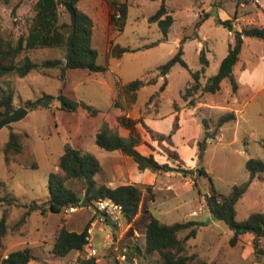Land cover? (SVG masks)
<instances>
[{
	"label": "rangeland",
	"instance_id": "obj_1",
	"mask_svg": "<svg viewBox=\"0 0 264 264\" xmlns=\"http://www.w3.org/2000/svg\"><path fill=\"white\" fill-rule=\"evenodd\" d=\"M35 1L0 2V34L14 40L25 34L34 13ZM126 2L127 17L122 30L109 22V7L105 0H78L76 3L80 10L94 19L92 45L98 51L97 63L108 67L105 72L66 69L64 84L56 77L35 71L23 77L10 74L0 78V90L12 91L15 108L24 107L27 100H35L44 93L55 96L50 108L28 110L20 120L0 128V196L11 194L15 198L12 204L0 202V219L5 214L7 223L6 233L0 237V259L10 251L29 248L37 259L36 264H81V260H85L86 245L82 251L74 250L66 257L52 255L51 245L62 225L68 230L80 231L86 223L97 218L96 201L93 206H80L74 211L69 208L59 213L33 210L23 221L20 219L30 202L39 204L47 200L48 177L52 172H61L58 159L65 142L81 146L82 150L87 151L86 148L92 145L91 133L100 129L104 121H108L120 134L126 132L116 125L115 118L119 114H127L141 120L137 128L150 145L141 146L142 150L153 151L150 154L174 165L166 158V151L175 149L179 156L177 163L182 168L194 169L198 164L211 179L197 172H157L160 176L154 184L139 185L143 188V196L133 222H126L121 213L115 212L110 221L98 220L108 230L104 245L95 248V262L157 264L159 255L144 251L145 224L153 215L167 224L183 220L204 223L197 228L195 236L187 240V246L185 243L186 254L191 252L192 247L208 263L262 264L260 256L254 252L250 233L242 235L234 246L230 245L232 230L210 215L204 194L210 193L211 187L228 194L234 184L248 180L249 173L245 168L247 159L264 161V149L261 146L264 140L263 41L244 37L239 58L233 67L236 81L241 66L245 64L251 67L253 72L245 76L244 83L240 81L248 85L240 84L233 91L229 79L225 78L220 83L219 91L197 92L193 105L181 98V93L192 82L191 73L201 69V50L208 61L200 73L199 81L204 84L217 72L229 44L233 42V30L228 31L217 23L211 13L213 6L217 7V12L225 10L234 30H239L250 25L258 3L255 0H166L173 23L166 38H163L157 23L148 21L149 15L159 7V0ZM59 11L60 22H69V14L63 5L59 6ZM116 45L126 47L129 51L119 58L113 57L110 52ZM179 46L187 67L174 64L165 77V88L160 90L164 77L157 76V68L169 60ZM63 52L62 47H55L30 51L28 54L41 60L62 57ZM154 77L155 83L146 84L138 90L134 104H129L119 94V87L124 83L136 78L148 80ZM61 88L64 95L97 108L99 114L92 117L82 108L75 112L55 109L54 104L59 102L57 96ZM234 110L236 119L225 123L213 135L217 118ZM203 120H206L209 126L206 130L211 135L198 160L197 142L205 135ZM10 132L24 134V147L10 162H6L3 146ZM169 134L171 136L168 138ZM93 146L101 153L108 152L94 141ZM94 178L97 183H104L102 167ZM67 184L83 193L80 181L69 180ZM145 186H150L151 190L145 189ZM186 186H190L189 191L182 193ZM235 210L237 220H243L253 212L264 213V172L250 183L236 202ZM187 231L178 232V237L183 238ZM259 245L264 249V240H260ZM122 254L126 255L124 260L120 257Z\"/></svg>",
	"mask_w": 264,
	"mask_h": 264
},
{
	"label": "trees",
	"instance_id": "obj_2",
	"mask_svg": "<svg viewBox=\"0 0 264 264\" xmlns=\"http://www.w3.org/2000/svg\"><path fill=\"white\" fill-rule=\"evenodd\" d=\"M67 0H36L34 3V13L27 26V32L21 34L16 40L10 36L0 34V78L4 75L14 74L23 77L29 72L35 71L40 74L56 77L65 83L66 69H86L90 72H105L108 67L97 63L98 51L92 45L93 20L92 18L80 10L76 3L78 0H71L75 9L76 21L75 28L69 22H60L59 6L65 4ZM109 7V22L113 23L118 30H122L127 17L126 0H105ZM160 5L154 13L149 15L148 21L157 23L162 32L163 38L173 23V17L167 8L166 0H159ZM2 3H8L9 0H0ZM65 8V7H64ZM235 16H233L234 18ZM236 18V17H235ZM217 23L228 29L233 30L231 19H217ZM233 42L229 44L226 55L222 58L217 72L210 76L204 84H201L200 73L204 71L208 61L203 50L200 52L201 69L192 72V82L187 86L181 98L194 104V95L197 92L215 93L220 90V83L223 79L228 78L232 90L236 91L238 83L233 75V67L239 58L244 37H255L263 41L264 45V26L250 24L233 30ZM60 48L64 52L62 57L45 58L37 60L28 54L41 48ZM129 51L126 47L113 46L111 48V56L121 57L124 52ZM264 51V50H263ZM179 63L186 66L182 59V48L178 47L177 52L165 63L160 65L157 70V76L164 77V81L160 87L163 90L166 85V75L170 68ZM57 69L58 73H53ZM156 78L143 80L140 78L133 79L127 83L120 85L119 94H122L129 104H134L137 99L138 90L146 85L155 83ZM55 96L44 93L35 100H27L24 107L28 110L37 108H50ZM59 108L68 112H75L82 108L90 116L95 117L99 114V110L83 101L64 95L62 88L57 96ZM116 101V106H118ZM15 108L13 104V93L11 90H0V117L6 113L12 112ZM234 111H228L220 115L215 123L213 135L217 134V130L225 123L235 120ZM141 120L133 118L127 114H119L115 118L118 127L127 130V136L121 135L117 130L110 126L108 121H104L103 125L98 129L95 135V143L102 149L107 151L119 150L121 153L129 156L137 165L139 170L149 169L152 172H168L176 171L182 174L191 173L209 174L202 166L194 169H185L177 163L179 156L174 150H168L167 159L172 161L174 165L168 162H158L152 154H142L137 146L142 142V136L137 128V124ZM205 135L202 140L197 142V158L202 157L206 148L208 137L211 135L206 120ZM171 134V133H170ZM167 135L169 138L171 135ZM161 137H166L160 134ZM23 133L10 132L6 143L3 146V154L6 162L20 153L24 147L22 138ZM264 149V140L261 141ZM58 167L60 173L52 172L48 177V196L47 200L42 203L32 201L28 204L26 211L21 217V221L33 210H39L41 213L50 211L59 213L69 206L80 207L92 205L95 201L101 199H110L121 206V216L123 219L131 223L134 221L142 201L143 188L135 183L120 184L111 187L105 183H97L94 176L101 171V164L97 157L89 151L82 150L73 146L69 142L63 145V152L58 159ZM245 168L249 173L248 180L234 184L228 194H222L211 187V192L204 194L205 204L210 215L219 221H222L232 230L233 235L229 239L230 245L234 246L241 240V236L250 233L252 235V244L255 254L259 255L264 264V249L259 245L260 240H264V213L253 212L243 220L236 219V202L243 196L250 183L254 178H260L264 172V161L258 158H249L245 162ZM69 180H78L83 185V193L81 194L73 187L67 184ZM145 189L151 190L150 186ZM15 198L10 196H0V202L12 204ZM204 223L197 220H183L174 223H164L158 218L150 215L145 224L144 231V251L145 253L156 252L159 255L157 264H215L208 263L204 260H198L195 253H185V243L195 236L197 228ZM90 222L86 223L80 231L68 230L65 226H61L55 236L51 252L58 257H63L71 251H82L89 242ZM188 229L183 238L178 237V232ZM7 231V223L5 214L0 219V237ZM34 259L29 248L16 249L10 251L5 257L0 259V264H27ZM89 258L81 260V264H98Z\"/></svg>",
	"mask_w": 264,
	"mask_h": 264
},
{
	"label": "crops",
	"instance_id": "obj_3",
	"mask_svg": "<svg viewBox=\"0 0 264 264\" xmlns=\"http://www.w3.org/2000/svg\"><path fill=\"white\" fill-rule=\"evenodd\" d=\"M255 2L258 3V6H257L256 11L253 12L252 19H251V21H249V24H256V25L264 26V0H255ZM86 14H88V13H86ZM218 16L222 20L228 19L227 18L228 15H227V12L225 10H223V12L219 11ZM236 20L238 23L239 18H237ZM93 21H94V19H93ZM233 30H234V27H233ZM41 49H45V48H41ZM37 50H40V49H37ZM239 69H240V71H239V74L237 75L238 76L237 77L238 88L240 87V84H241L240 81H242L244 83L245 82L244 81L245 76L249 75L253 72V70H251V67L246 66L245 64L243 66H241ZM53 73L57 74L58 70L54 69ZM241 85L242 86L248 85V83L241 84ZM54 108L57 110H61L59 108V102H56L54 104ZM234 113L236 115L235 110H234ZM123 129L126 132H123L121 135L127 136V130L125 128H123ZM97 131H98V129H95L93 131V133H91L92 145H91V147L86 148V150L91 152L92 154H94L95 157H97V159L99 160L101 167L103 169V177H104L103 179H104L105 184H107L111 187H115L117 185L126 184V183H135L138 185L154 184L155 183V181L157 180V177L160 176L159 173L152 172L149 169L139 170L137 168L136 163L129 156L121 153L119 150H113L110 152L108 151L107 153H101V151L99 149L95 148L93 146V141L95 142V135H96ZM139 132H140V130H139ZM140 134L142 136V142L137 146V149L142 154L152 153L153 151L146 152V151L142 150L141 146H149L150 147V145L148 144L149 142L146 140L145 136L141 132H140ZM73 146L79 147L82 149L81 146H77V145H73ZM99 153L101 155H98ZM153 155L158 162H160V163L166 162V160L158 159L155 154H153ZM166 158H167V154H166ZM168 189H170V188H168ZM189 189H190V186H186L184 188V190L182 191V193H187L189 191ZM107 230H108L107 227L102 225L101 222H99L97 220V218L94 217L90 221V228H89V241H90V243L89 244L94 248H99V247L103 246L104 245V237L106 235ZM186 246H187V241H186ZM51 248H52V245H51ZM190 250H191V252L188 251L189 254L195 253L197 258L205 260V259H203V256H201L199 253H197V251H195L196 249H192V247H191ZM69 254L70 253H68L67 255H69ZM52 255H54V254L52 253ZM67 255H65V257ZM36 261H37V259L34 256V259H31L27 264H36ZM205 261H207V260H205Z\"/></svg>",
	"mask_w": 264,
	"mask_h": 264
},
{
	"label": "built area",
	"instance_id": "obj_4",
	"mask_svg": "<svg viewBox=\"0 0 264 264\" xmlns=\"http://www.w3.org/2000/svg\"><path fill=\"white\" fill-rule=\"evenodd\" d=\"M96 205H98L96 207L95 210H97V220L103 221V220H108L110 221L112 218L113 213H121V206L119 204H116L115 202L111 201L110 199L106 198V199H101L96 201ZM70 209V211H74L76 210L77 207L74 206H69L68 207ZM90 242L87 243V250H85V254L83 256V258L89 259L92 258L96 255V249L94 247H92L90 244ZM121 259L124 260L126 258L125 254H122Z\"/></svg>",
	"mask_w": 264,
	"mask_h": 264
},
{
	"label": "water",
	"instance_id": "obj_5",
	"mask_svg": "<svg viewBox=\"0 0 264 264\" xmlns=\"http://www.w3.org/2000/svg\"><path fill=\"white\" fill-rule=\"evenodd\" d=\"M64 7L69 14V20H70V24L72 26V29H74L75 28L76 15H75V9H74L72 1L67 0L64 4ZM216 9H217V7L214 5L211 13L216 17V19H218L219 16H218V12ZM27 112H28L27 108H25L23 106H19V107L13 109L12 112L6 113L0 119V128L4 125H8L10 123H13V122L20 120L21 118H23L27 114ZM200 188H201V186H200ZM204 191L205 190H203V192Z\"/></svg>",
	"mask_w": 264,
	"mask_h": 264
}]
</instances>
